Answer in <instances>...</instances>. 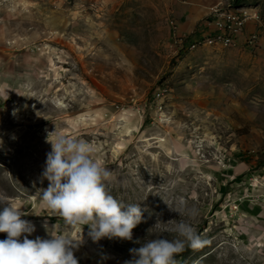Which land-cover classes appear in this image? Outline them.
Segmentation results:
<instances>
[{"label": "rangeland", "instance_id": "rangeland-1", "mask_svg": "<svg viewBox=\"0 0 264 264\" xmlns=\"http://www.w3.org/2000/svg\"><path fill=\"white\" fill-rule=\"evenodd\" d=\"M221 3L261 12L256 47L174 42ZM54 131L91 144L107 191L140 205L131 241L93 242L42 204ZM0 196L30 240L83 236L78 264H125L180 220L207 243L176 264H264V0H0Z\"/></svg>", "mask_w": 264, "mask_h": 264}, {"label": "clouds", "instance_id": "clouds-1", "mask_svg": "<svg viewBox=\"0 0 264 264\" xmlns=\"http://www.w3.org/2000/svg\"><path fill=\"white\" fill-rule=\"evenodd\" d=\"M50 134L55 138L49 139ZM50 134L47 141L51 151L43 172L49 186L42 192V204L57 212L67 225H87L93 242L103 238L131 241L133 229L142 221L140 205L126 204L107 191L106 182L112 173L93 158L91 144L55 131ZM172 210L179 216L187 214L189 220L198 215L195 208ZM22 216L24 213L7 197L0 196V233L7 234L6 239L0 240V264H78L74 249L83 242V236L73 239L70 235H56L30 240L28 235L35 227ZM172 231L176 239L153 238L130 249L133 259L125 264H176L174 257L186 247L197 250L207 243L189 221L180 220Z\"/></svg>", "mask_w": 264, "mask_h": 264}, {"label": "built area", "instance_id": "built-area-1", "mask_svg": "<svg viewBox=\"0 0 264 264\" xmlns=\"http://www.w3.org/2000/svg\"><path fill=\"white\" fill-rule=\"evenodd\" d=\"M262 24L261 12L228 13L222 3L210 8L204 19L198 22L195 28L188 33L179 34L174 31V42L181 47L186 43V36L201 34L209 26H216L217 31H225V38H217L216 42L227 45L238 46L240 41L252 48L258 45V38L255 35V28ZM242 39V40H241Z\"/></svg>", "mask_w": 264, "mask_h": 264}, {"label": "bare ground", "instance_id": "bare-ground-1", "mask_svg": "<svg viewBox=\"0 0 264 264\" xmlns=\"http://www.w3.org/2000/svg\"><path fill=\"white\" fill-rule=\"evenodd\" d=\"M223 8L226 9L228 13H248L256 11L254 9L249 8H237L231 3H229L227 6H223ZM216 37L225 38V31H217L216 26H209L205 30V32L201 34H194L192 36H188L187 48L189 50H193L204 46H233L216 42Z\"/></svg>", "mask_w": 264, "mask_h": 264}, {"label": "trees", "instance_id": "trees-1", "mask_svg": "<svg viewBox=\"0 0 264 264\" xmlns=\"http://www.w3.org/2000/svg\"><path fill=\"white\" fill-rule=\"evenodd\" d=\"M235 2H236V0H235ZM237 4V3H236Z\"/></svg>", "mask_w": 264, "mask_h": 264}]
</instances>
